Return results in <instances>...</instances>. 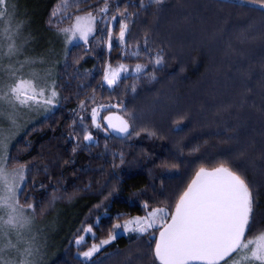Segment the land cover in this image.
<instances>
[{
  "label": "trees",
  "instance_id": "obj_1",
  "mask_svg": "<svg viewBox=\"0 0 264 264\" xmlns=\"http://www.w3.org/2000/svg\"><path fill=\"white\" fill-rule=\"evenodd\" d=\"M37 2L46 36L78 14L96 16L88 43L72 45L58 68L59 104L9 148L8 161L27 166L20 203H32L38 219L61 204L62 236H50L48 264H159L157 228L121 234L91 261L80 252L107 239L114 224L145 212V202L171 213L201 167L224 164L243 175L255 198L246 235L264 230V11L241 0H143L144 7L141 0H108L109 12L100 13L103 0H80L53 17L61 0ZM117 5L128 9L129 32L125 44L114 40L109 49L103 29L118 35L110 21ZM120 64L128 71L110 88L103 72ZM136 64L144 71L136 73ZM100 105H117L104 111L128 119L132 135H112L102 121L97 129L90 120L97 136L85 141L79 117ZM89 224L94 240L81 231ZM80 235L86 241L76 245Z\"/></svg>",
  "mask_w": 264,
  "mask_h": 264
},
{
  "label": "snow or ice",
  "instance_id": "obj_2",
  "mask_svg": "<svg viewBox=\"0 0 264 264\" xmlns=\"http://www.w3.org/2000/svg\"><path fill=\"white\" fill-rule=\"evenodd\" d=\"M150 2L161 5L164 0H150ZM79 3L80 0H61V4L52 16L56 17L61 12L66 14L69 7ZM241 3H251L264 11V0H241ZM103 4L104 7L99 8L98 11L108 13V0H103ZM10 7V0H0V22L8 21L7 26L0 30V38L10 41L7 50L0 56V73L7 74L11 81L5 84L3 76L0 75V122L6 118L12 126H15L17 120L14 113L21 109L37 107L48 109L58 102L59 93L55 82L51 86L41 85L37 82L39 76L36 73L23 74L22 70L28 61L21 63L19 68L10 64L5 69L2 63L3 57L11 58L19 52L10 34L12 18ZM140 7H144L143 0L140 2ZM128 20V9L120 10L117 5V14L111 15L110 21L114 25L118 24V35L114 37L110 27L103 29L107 35L109 49L113 47L114 40L118 45L126 43L129 32ZM95 21L96 17L91 12L86 16L77 15L75 24L69 28H60L59 31L68 34L69 44L77 40L87 44L94 32ZM22 27V24L18 25L16 31L18 32ZM161 63L162 57L157 56L155 64ZM145 67L146 65L136 64L134 71L141 73ZM127 71L124 64H120L115 69L109 65L103 72V82L111 88L122 78L121 73ZM132 90L135 91L134 88ZM90 99L95 103L94 98ZM3 104L9 105L12 112L6 114ZM85 106L82 102L79 107L84 109ZM107 107L109 106L100 105L99 109ZM101 119L107 122V128L112 129L113 132L125 137L132 135L130 132L132 125L128 119L112 115L101 118L98 108H91V123L97 129L102 127ZM114 119L118 123H113ZM80 126L84 132L83 139L92 142L93 136L86 130L83 116L80 117ZM135 134L139 135V132ZM10 139L11 129L6 132L0 127V264H33L30 259L34 255L32 242L25 239L23 230L31 223L28 210L34 212L35 206L32 203H27L26 206L20 203L19 196L23 194L22 185L25 181L26 167L23 165L14 169L7 167ZM254 203L253 187L238 171L224 164L211 170L201 167L187 189L179 196L173 212L169 213L162 207L148 210L149 205L145 202L142 207L146 210V215L126 219L122 224H114L107 239H101L98 243L93 242L87 250L81 251L80 255L85 261H91L105 245L110 244L122 232L143 235L148 233L149 229L157 228L159 236L154 241L153 255L159 264H264V230H260L259 234L251 239L246 235L255 219ZM94 226L89 224L81 229L82 232L90 234L93 240ZM12 233L16 235L15 243L10 238ZM85 241L86 236L80 235L75 240V244L81 245ZM22 243L26 245L23 249L19 247ZM6 250L17 251L22 259L4 261L2 254Z\"/></svg>",
  "mask_w": 264,
  "mask_h": 264
},
{
  "label": "rangeland",
  "instance_id": "obj_3",
  "mask_svg": "<svg viewBox=\"0 0 264 264\" xmlns=\"http://www.w3.org/2000/svg\"><path fill=\"white\" fill-rule=\"evenodd\" d=\"M24 1L10 0V4H11L10 11L12 12V18L10 21L11 24L10 34L12 35L16 47L19 49V52L17 55L11 58L4 56L2 63L6 69L10 64L15 68H19L21 63L28 61V63H25V66L22 70L23 74L28 75L30 73H36L39 76V80L37 82L41 85L51 86L53 82H55L56 90L58 91L59 96L57 98L58 102L55 103L53 106H49L48 109H46L45 107H37L33 109H21L17 113H14L17 120V124L15 126H12L6 118L2 122H0V127H3L6 130V132L9 129H11V139L8 141V156L10 155L9 148H11V145L15 142L16 138L20 134H22L27 127L34 124V122L39 121L41 118H45L59 104L61 100V94L58 88V79H56L57 72H59L58 68L61 66V63L65 58L67 50L72 45L76 43H84L83 41L77 40L74 41L72 44H69L67 42L68 34L59 31L60 28H69L73 24H75V17L77 15L71 20L70 23H67L59 28L51 29L50 35L46 36L40 32L42 30L40 28L39 19H38L41 10L40 3L37 2V0H32V1L24 0ZM87 14L88 13H82L78 15L86 16ZM7 23H8L7 20L5 22H0V30L6 27ZM20 24H22L23 27L17 32L16 31L17 26ZM94 32H95V24H94ZM92 35L89 37V39L92 37ZM8 43H10V41H8L6 38H0V56H2L3 52L7 50ZM106 45L108 46L107 42ZM59 73H58V77L60 75ZM122 74H124V72H122L121 75ZM0 75L3 76V82L5 84L11 82L7 74L0 73ZM2 107L6 114L12 112V109L9 107V105L3 104ZM82 112H86L85 108L82 109ZM81 116L84 117V125L86 130L88 132H91L93 136V140H95L97 136L96 135L97 130L94 127H92L90 124V120H91L90 110H88L86 114L82 113ZM80 117H79V121H80ZM21 165L27 168L25 164H11V162L9 161L7 162V167L9 169L19 168ZM26 176H27V169L25 173V180H26ZM24 183L25 181L23 182V185ZM61 203L63 204V202ZM55 204L56 205H54L53 209L48 213L47 217L50 216L48 218L47 217L44 218L46 216L45 215L43 218L38 219L34 216L32 210H28L31 223L26 229L23 230V233L25 239L31 240L32 242L34 255L30 257V259L33 261V264H48L49 263L48 260L50 259V256L52 254L51 252H49V249H51L50 247H55L54 244L52 245L51 243V241L52 240L55 241V239L51 238L50 236L53 234L59 238L62 236V233H60L61 230H59L61 204L59 203H55ZM157 207H162L168 210L167 207L165 206H157ZM157 207H153V208H157ZM151 209L152 208L148 210ZM144 215H146V210L142 214L134 215L129 218L136 216H144ZM157 224L158 225L160 224L159 220L157 221ZM151 230L152 229H149V231ZM129 233H134V232H122V235H126ZM10 238L13 241V243L16 242L15 233H12ZM19 247L23 249L24 247H26V245L22 243L19 245ZM2 255L4 261H9V260L19 261L22 259L20 254L15 250H6Z\"/></svg>",
  "mask_w": 264,
  "mask_h": 264
},
{
  "label": "water",
  "instance_id": "obj_4",
  "mask_svg": "<svg viewBox=\"0 0 264 264\" xmlns=\"http://www.w3.org/2000/svg\"><path fill=\"white\" fill-rule=\"evenodd\" d=\"M107 106H109V107H107V108H104V109H110L111 107H112V105H107ZM117 107V105H114V108H116ZM100 110V109H99ZM108 115H112V116H114V117H116V116H120V117H123L119 112H117V111H110V112H108L105 116H108ZM123 118H125V117H123ZM113 123H118V121L117 120H113ZM103 124H104V126H105V129L110 133V134H112V135H115V136H122L121 134H117V133H115V132H113L112 131V129H110V128H107V122L106 121H104L103 120ZM211 170V169H210ZM197 171H199V169L197 170ZM197 171H195V173L193 174V176L191 177V179L189 180V182H188V184H187V186L191 183V181L195 178V174H196V172ZM187 186H186V188H185V190L187 189ZM184 190V191H185ZM183 191V192H184ZM183 194V193H182ZM179 199V198H178ZM178 201V200H177ZM174 208H175V206H174ZM174 208H173V211H174ZM172 211V212H173ZM168 220L170 221V217L168 218Z\"/></svg>",
  "mask_w": 264,
  "mask_h": 264
},
{
  "label": "flooded vegetation",
  "instance_id": "obj_5",
  "mask_svg": "<svg viewBox=\"0 0 264 264\" xmlns=\"http://www.w3.org/2000/svg\"><path fill=\"white\" fill-rule=\"evenodd\" d=\"M98 110H99V108H98ZM104 110H105V109L99 110V111H100V117H101V118H103L108 112L112 111V110H106V111H104ZM102 111L105 112V114H104L103 116H101V115H102ZM101 121L103 122V119H101Z\"/></svg>",
  "mask_w": 264,
  "mask_h": 264
}]
</instances>
